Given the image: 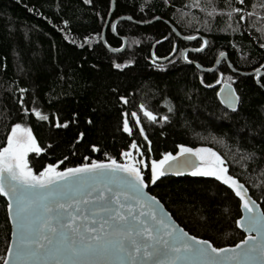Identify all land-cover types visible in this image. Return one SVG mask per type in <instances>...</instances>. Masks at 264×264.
Masks as SVG:
<instances>
[{
    "label": "trees",
    "instance_id": "obj_1",
    "mask_svg": "<svg viewBox=\"0 0 264 264\" xmlns=\"http://www.w3.org/2000/svg\"><path fill=\"white\" fill-rule=\"evenodd\" d=\"M261 2L233 0L234 7L255 11L249 26L247 17L228 19L224 0H218L213 17L190 7L191 0H115L111 14V0H0V147L6 146L13 124L30 128L43 149L39 156H27L34 174L48 163H56L58 171L110 158L123 164L127 158L121 153L131 151L132 159L148 165H140L148 192L184 230L214 247L235 245L244 238L235 223L240 202L228 188L200 175L160 176L151 183L150 164L164 152L175 155L177 145L212 148L264 212V76L257 83L255 76L234 74L226 61L210 73L193 65L210 68L224 52L238 71H264ZM121 16L131 20L118 21L112 32L111 23ZM156 17L184 37L200 38L184 42L163 20L145 26L133 22ZM107 20V45L121 48L126 39L120 52H110L101 42ZM203 39L205 49L187 53L183 61L182 50L200 48ZM223 82L240 97L236 111L217 98ZM141 105L155 121L144 116ZM33 108L49 119L39 120ZM125 119L131 134L124 131ZM133 142L143 156L130 148ZM248 153L255 155L241 160ZM6 208L0 195V264L10 241Z\"/></svg>",
    "mask_w": 264,
    "mask_h": 264
},
{
    "label": "snow or ice",
    "instance_id": "obj_2",
    "mask_svg": "<svg viewBox=\"0 0 264 264\" xmlns=\"http://www.w3.org/2000/svg\"><path fill=\"white\" fill-rule=\"evenodd\" d=\"M84 2L90 3V0H84ZM235 2L243 4L244 0H235ZM224 3L228 9L226 14L229 20H232L234 14H238L240 21H244L247 17L249 26H252L254 22L251 18L256 15L255 11L248 12L242 7H234L233 0H224ZM258 6L264 9V2H261ZM190 7L198 8L201 12L206 13L208 17H213L218 10V0H191ZM252 7L255 9L257 5L254 4ZM220 14H224V9H220ZM260 20L264 22V16ZM228 26L231 27V24ZM112 27L115 30V24ZM258 31L264 35V24ZM87 39L85 37V41ZM186 39H193V37L188 36ZM206 44L207 41L194 51H201ZM260 47L264 49V43H261ZM219 55L223 57L225 53L221 52ZM115 67L119 68L121 65L116 64ZM261 68H264V65H261ZM254 71L255 75L260 77V69ZM217 82L219 83V81ZM226 87L227 95L222 102L226 103L233 111H236L240 97L230 84ZM141 109L148 120H156V116L151 111L144 109L143 105H141ZM27 111L25 109V112ZM31 111L41 121L49 119L48 115L43 114L37 108H33ZM131 115L136 117L137 113L132 112ZM161 119L167 120V117H161ZM66 123L65 125L57 123L56 126H66ZM136 123L139 124L140 121L137 119ZM123 128L125 132L131 134L127 119L124 120ZM140 134L144 135L142 128ZM145 140H147L146 136ZM177 147L179 151L175 155L171 152H164L161 154L160 159L151 160L149 182L155 183L166 171L180 167L191 168L192 175L215 177L216 180L227 185L239 197L240 208L244 214L235 221L236 226L248 232L255 231L258 235L264 232V212L259 211L256 201L246 196L247 189L244 185L228 174L225 160L216 151L207 147L191 148L185 145H177ZM130 148L136 149L137 155L143 156L136 142H133ZM92 150L96 151L95 145L92 146ZM42 151L43 149L37 144L31 129L22 126L20 123L11 126V131L7 134L6 146L0 147V195L9 197L10 215L12 214V202L15 201L14 220L19 230V235H17V232H13V237L16 240L15 260L5 259L4 264H26L29 259L38 256L55 258L57 264H60V257L67 258L72 261V264H99V261L108 260L109 258H117L121 261L127 258L129 264H147L149 260L153 261L154 264H177L178 261L189 259L195 261L196 264H240L239 258L242 256L254 257L258 254L260 257H264V242L249 245V240L256 241L257 237H245L239 244H236L235 249L214 247L207 240L189 236L183 229H179V232H177L175 225L166 223L162 216L157 217L150 204H142L141 206L149 209L147 215L154 222L152 226H149L147 221H142V226L138 229L122 230L119 225L127 223L128 216L121 214L119 211V208L126 206L121 203L120 196L124 195L126 200L129 198L136 199L139 204L140 197L145 195L143 189L146 187V177L140 165L143 164L146 167L148 165L145 164L143 159H132L133 153L131 151L121 153L122 156L127 158L123 164L110 158L108 164L102 161H92L91 164H82L75 168H65L63 171H58L56 163H48L43 166L42 171L34 174L32 168L29 167L27 156L29 153H35L39 156ZM149 151H151L150 147ZM254 155L255 153L242 155L241 160L252 159ZM193 156L199 163L190 161V157ZM178 157L180 159H177ZM58 163H62V161H58ZM106 169H112L114 173H126L128 186L133 188L137 194L129 197L127 193H115L112 196V201L119 205V208L112 210V220L116 223L115 226L109 225L110 231H104L107 221L100 225V229L84 226L82 231L81 226L74 223L78 217L68 211L63 203L56 201L55 207H53L46 202L52 193L48 192L47 195L38 198L36 196L37 193L47 192L49 186H55L58 181L66 182L69 177H78L82 174L95 175ZM261 175H264V170H262ZM108 191H111V189ZM100 198H103V193L100 194ZM150 199L154 203H158L155 197ZM83 202L88 203L87 200ZM38 205L43 209L44 215L37 224L32 217L36 214ZM70 207L71 205L68 206V208ZM58 210L66 212L67 218H60L57 226L51 221L53 213H57ZM141 215H144V213ZM132 219L137 220L138 218L133 216ZM57 235L61 237L60 240L56 239ZM241 245L245 246L243 251H239ZM8 251L11 255L13 251L11 246H9ZM225 253H228V255H225Z\"/></svg>",
    "mask_w": 264,
    "mask_h": 264
},
{
    "label": "water",
    "instance_id": "obj_3",
    "mask_svg": "<svg viewBox=\"0 0 264 264\" xmlns=\"http://www.w3.org/2000/svg\"><path fill=\"white\" fill-rule=\"evenodd\" d=\"M114 7H115V0H111L110 14L113 12ZM122 19L131 20V19H129V17H126V16H121V17L117 18L116 20H114L111 23L110 27H111L112 32H114L112 25L113 24L116 25V23ZM159 20H163V19L156 17V18H154L150 21H147V22H136V21H133V22L137 23L140 26H145V25L151 24V23H153L155 21H159ZM163 21L166 24H168L170 26V28L173 30V32L176 34V36L184 42H192V41L200 38L199 36H195V37H193V39H186V37L182 36L176 30V28L174 26H172L167 20H163ZM107 23H108V20H107V22L104 25L103 30H102L101 42L104 45V47L107 48L110 52H113V53L120 52L126 46V39L123 38V47H121V48L114 49V48L109 47L105 41V30L107 28ZM205 41H207V39H203V44ZM206 45H205V47H206ZM205 47L202 50H204ZM201 51H199V52H201ZM189 52L198 53L197 51H194V49H188L187 48V49L182 50L181 57H184ZM171 57H172V55H170L166 58H163V59H157L156 61L162 63V62L167 61ZM222 61L227 62L228 68L234 74H238L240 76H255L256 77L255 81L257 83H259L260 79L264 76V71L262 69H260V77H257L255 75L254 70L248 71V72H242V71L236 70L235 68L232 67L230 62L227 60L226 54L223 57L219 56L218 59L216 60L215 64L210 68H204V67L200 66L199 64H197L196 62H193V65H195L202 72L210 73V72L215 71ZM228 84L229 83H227V82H223V83L219 84V88L217 91V98L224 108H226L230 111H233L232 109H230L227 106L226 103L222 102L226 98V95H227L226 85H228ZM217 85L218 84H216L215 86H217ZM231 87L234 89V87L232 85H231ZM218 93H219V95H218ZM177 159H180V158L178 157ZM190 161L195 162V163H199V161L196 160V158L194 156L190 157ZM108 163L109 162H105V164H108ZM191 173H192L191 168L180 167L178 169L174 168L172 170L166 171L163 176H165V177H168V176L180 177L182 175H192ZM127 179L128 178H127L126 173H122V172H115L114 173L112 171V169H106L102 173H99V174H95V175H93V174H82L78 177H69L66 182L65 181H58L55 186H49L47 192L37 193L36 196L38 198L39 196L47 195L48 192L52 193V195L48 197V200L46 202L50 203L53 207H55L56 201L63 203L65 205L66 209H68V211H71L73 215L78 217L74 221V223L81 226L82 231L84 230V226H87L89 228L100 229V225L102 223H104L105 221H107L108 223L105 225V228H104V231L107 232V231H110L109 225L115 226V223H116L112 220V214H113L112 210L119 208V205L115 204L112 201V199H111L112 196L115 193H127V195L129 197H133V196L137 195L135 190L128 186V184L126 182ZM216 181L219 182L221 185L225 186L226 188H228L235 195V193L232 191V189H230L227 185L223 184L221 181H218V180H216ZM238 182H240V181L238 180ZM244 187L246 188L245 185H244ZM109 189H111V191H108ZM101 193H103L102 199L100 198ZM143 193L145 195L140 197V203L139 204L137 203L136 199L129 198L126 200L124 195L120 196L121 203L125 204L126 206L124 208H119V211L121 212V214L128 216L127 223H123V224L119 225V227L122 230L138 229L139 227L142 226V224H141L142 221H147L149 226H152L154 224V222L151 220L150 216L147 215L149 209L147 207H142L141 206L142 204L143 205L150 204L152 206V208L154 209V211L156 212L157 217L162 216L165 219L166 223H168L170 225H175L177 228V232H179V229H183L173 219L171 214L165 209L163 204L156 197L155 198H156V201L158 203H154L150 199L151 197H154V196L148 192L147 185H146V187H144ZM2 196L7 203L6 210H7L8 220H9V224H10V241H9V245H8L4 260L5 259L15 260L16 240L13 237V232L15 231V232H17V235H19V230L16 226V221L14 220L15 209H16L15 201L13 200V202H12L13 203V207L11 210L12 214L10 215L9 208H8L9 197L4 196V195H2ZM246 196L251 197L248 189H247ZM236 198L239 200V197L236 196ZM251 199L254 200L252 197H251ZM84 200H87L88 203L85 204L83 202ZM239 202H240V200H239ZM256 204L259 207V211L263 212L260 203H258L256 201ZM69 205H71L70 208H68ZM239 209H240V216H241L244 213L240 207H239ZM142 213H144V215H141ZM43 215H44L43 209L41 207H39V205H38L36 208V214L32 217V219L38 224L40 219L43 218ZM133 216L137 217L138 219L133 220L132 219ZM240 216H239V218H240ZM60 218L66 219L67 213L64 212L63 210H58L57 213H53V219H52L51 223L56 224L58 226V221ZM237 229L244 235V238L249 237V236L257 237L256 241L249 240V245L264 242V232H261L258 235L257 232H255V231L248 232V231H245L241 227H237ZM184 232H187V231L184 230ZM86 235H87V233H86ZM188 235L193 236L189 233H188ZM165 238H167V237H165ZM56 239L60 240L61 237L59 235H57ZM198 239H200V238H198ZM201 240H203V239H201ZM239 243H240V241L237 242L236 244H239ZM236 244L233 246H227V247H222V248L235 249ZM9 246H11L13 249L11 255L9 254V251H8ZM244 247H245L244 245H241V249L239 251H243ZM225 255H228V253H225ZM4 260H3L2 264H4ZM239 260H240V264H264V257H260L258 254L254 257H243L242 256L239 258ZM26 264H57V261L55 258H52V257L38 256V257H33V258L29 259L26 262ZM60 264H72V261L68 260L67 258L60 257ZM99 264H129V261L127 260V258H124L122 261L120 259H117V258H109L108 260L99 261ZM147 264H154V262L149 260L147 262ZM177 264H196V262L189 259L187 261H185V260L178 261Z\"/></svg>",
    "mask_w": 264,
    "mask_h": 264
},
{
    "label": "flooded vegetation",
    "instance_id": "obj_4",
    "mask_svg": "<svg viewBox=\"0 0 264 264\" xmlns=\"http://www.w3.org/2000/svg\"><path fill=\"white\" fill-rule=\"evenodd\" d=\"M181 59H182L183 61H187V59L185 58V56H184V57H181Z\"/></svg>",
    "mask_w": 264,
    "mask_h": 264
}]
</instances>
